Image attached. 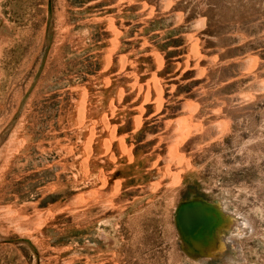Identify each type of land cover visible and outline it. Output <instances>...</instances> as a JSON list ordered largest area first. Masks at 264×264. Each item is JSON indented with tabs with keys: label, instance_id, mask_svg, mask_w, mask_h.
Here are the masks:
<instances>
[{
	"label": "rangeland",
	"instance_id": "obj_1",
	"mask_svg": "<svg viewBox=\"0 0 264 264\" xmlns=\"http://www.w3.org/2000/svg\"><path fill=\"white\" fill-rule=\"evenodd\" d=\"M0 264H264V0H0Z\"/></svg>",
	"mask_w": 264,
	"mask_h": 264
},
{
	"label": "bare ground",
	"instance_id": "obj_2",
	"mask_svg": "<svg viewBox=\"0 0 264 264\" xmlns=\"http://www.w3.org/2000/svg\"><path fill=\"white\" fill-rule=\"evenodd\" d=\"M189 207L206 209V211L208 212L207 215H205L206 218L200 219L199 215L191 214V213L187 212L186 210H183L184 208H189ZM219 212L216 210L214 205L212 207L207 203H204V204L188 203L187 205L182 207L181 211H179V216L181 217V220H182L181 226H182L183 232L186 234L187 238L190 240L196 241L198 246L202 247V248H205V247L211 245L208 248H206L207 252H209L211 249L215 248L216 246L218 247L220 245L222 247V246L226 245V240L224 238H222L220 231L218 229H216V225H218V224H216L215 221L218 220L219 222H221V221L226 220L224 222V224L221 226L227 227L229 229L238 230V228H242L243 230H246V228H247V225H245L244 221L239 216H236L234 218H231V217L229 218L228 216H226L222 220L223 216L221 217V215H219ZM214 215L217 216V218H216L217 220L214 219L215 218ZM198 229H199V232L197 233L196 231ZM208 232L209 233L211 232L210 234H212L211 237L213 236L212 237L213 239H214V237H216L218 239L217 245H215L213 243L214 242L213 239L210 242H207ZM220 246H219V248H220Z\"/></svg>",
	"mask_w": 264,
	"mask_h": 264
},
{
	"label": "water",
	"instance_id": "obj_3",
	"mask_svg": "<svg viewBox=\"0 0 264 264\" xmlns=\"http://www.w3.org/2000/svg\"><path fill=\"white\" fill-rule=\"evenodd\" d=\"M182 210V205L179 207L178 209V214H177V223H178V227H179V230L183 232V228H182V220H181V217L179 216V211ZM183 210H186L187 212L191 213V214H196V215H199V218L200 219H204L206 218L205 215H207V211L206 209L204 208H193V207H189V208H184ZM203 213V214H202ZM197 233L199 232V229L196 231Z\"/></svg>",
	"mask_w": 264,
	"mask_h": 264
}]
</instances>
